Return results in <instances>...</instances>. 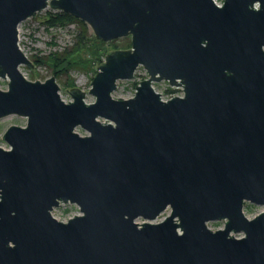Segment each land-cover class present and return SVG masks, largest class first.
I'll use <instances>...</instances> for the list:
<instances>
[{
  "label": "water",
  "instance_id": "water-1",
  "mask_svg": "<svg viewBox=\"0 0 264 264\" xmlns=\"http://www.w3.org/2000/svg\"><path fill=\"white\" fill-rule=\"evenodd\" d=\"M47 7L131 37L91 102L21 70L34 62L19 24ZM140 65L134 95L115 98ZM0 78V118L27 119L0 145V264H264V210L244 212L264 205V0H0ZM161 80L183 94L162 98ZM67 202L80 213L58 219Z\"/></svg>",
  "mask_w": 264,
  "mask_h": 264
},
{
  "label": "rangeland",
  "instance_id": "rangeland-1",
  "mask_svg": "<svg viewBox=\"0 0 264 264\" xmlns=\"http://www.w3.org/2000/svg\"><path fill=\"white\" fill-rule=\"evenodd\" d=\"M220 1V0H219ZM223 1V0H222ZM221 1V2H222ZM52 8L47 7L43 10L36 12L34 15L26 18L19 24V43L23 51L29 56H46L52 51L63 49L65 46L71 44L73 39V34L75 32V25L70 24L65 27L61 26H50L48 24L46 15L47 11ZM122 37L117 38L118 42ZM114 48L110 45L108 50H113ZM104 60V59H103ZM21 70L23 73L32 80H45L47 77L53 75L51 67L47 64H39L33 67L28 65H21ZM34 74L31 78V74ZM91 72L84 70L73 69L70 72V76L75 79V86H78L86 91V101L91 102L95 99V96L89 92L91 86ZM148 76L147 70L143 66H139L135 72V76L132 79H120L117 81V88L113 91V96L115 98H128L134 95L136 90V85L142 79ZM57 82L60 85V93L63 99L69 101L72 97L70 95L71 86H66L65 79L66 75L57 77ZM153 85L157 91L162 94V98L167 99L174 94H183L182 89H177L176 92L171 93L170 88H181L180 86H173L166 80L154 81ZM8 78H0V87L7 88ZM169 91V92H168ZM26 117L11 114L0 118V145L8 148L9 144L2 139V135L7 127L11 124L24 125L26 123ZM81 134H87L88 131L81 126L76 129ZM264 210V205L256 204L250 201H245L244 212L248 217H253L260 211ZM170 208L163 211L156 221L162 220L168 213ZM53 215L61 220H67L70 216L80 213L79 207L75 203H61L54 207L52 211ZM139 221L144 220L139 218ZM225 220H212L209 221V226L213 229L223 227ZM237 236L242 235L241 233H236Z\"/></svg>",
  "mask_w": 264,
  "mask_h": 264
},
{
  "label": "trees",
  "instance_id": "trees-1",
  "mask_svg": "<svg viewBox=\"0 0 264 264\" xmlns=\"http://www.w3.org/2000/svg\"><path fill=\"white\" fill-rule=\"evenodd\" d=\"M50 26L65 27L70 24L75 25V32L71 44L63 49L52 51L46 56L30 57L35 65L47 64L51 67L52 74L57 77L66 75V86H75V79L70 76L73 69L91 72V79L98 71L99 65L104 61L105 55L109 52L111 45L115 48L131 47V37L124 36L121 40L113 39L105 41L99 39L93 33L90 26L82 19L63 10L47 11L46 15ZM34 74H31L33 78Z\"/></svg>",
  "mask_w": 264,
  "mask_h": 264
},
{
  "label": "built area",
  "instance_id": "built-area-1",
  "mask_svg": "<svg viewBox=\"0 0 264 264\" xmlns=\"http://www.w3.org/2000/svg\"><path fill=\"white\" fill-rule=\"evenodd\" d=\"M215 1L220 4L222 0H220V1L219 0H215Z\"/></svg>",
  "mask_w": 264,
  "mask_h": 264
}]
</instances>
